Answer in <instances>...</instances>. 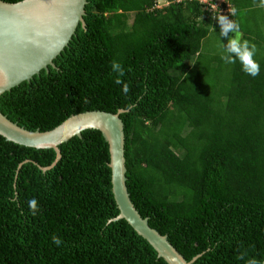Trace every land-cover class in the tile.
I'll return each mask as SVG.
<instances>
[{
  "label": "trees",
  "instance_id": "1",
  "mask_svg": "<svg viewBox=\"0 0 264 264\" xmlns=\"http://www.w3.org/2000/svg\"><path fill=\"white\" fill-rule=\"evenodd\" d=\"M156 2L85 0L83 26H75L53 67L1 93L0 114L42 132L75 113L123 110L124 186L138 216L185 262L195 257L189 264H259L264 4ZM219 15L239 23L241 38L256 46L258 76L221 59L235 34L221 36ZM114 60L124 69L127 95L115 83ZM57 150L58 159L41 171L53 161L51 149L0 137V264H165L123 220H112L117 211L100 134L83 130Z\"/></svg>",
  "mask_w": 264,
  "mask_h": 264
},
{
  "label": "water",
  "instance_id": "2",
  "mask_svg": "<svg viewBox=\"0 0 264 264\" xmlns=\"http://www.w3.org/2000/svg\"><path fill=\"white\" fill-rule=\"evenodd\" d=\"M85 0L0 1V94L27 81L47 66L66 46L81 16ZM123 110L110 114L83 111L67 116L49 130L28 131L9 122L0 114V137L5 141L33 149H51L58 159L57 145L83 130L97 131L106 144L109 189L117 211L112 220H123L165 264H189L167 243L164 236L149 228L145 218L133 209L124 186L122 126L117 117ZM264 264V259L259 263Z\"/></svg>",
  "mask_w": 264,
  "mask_h": 264
},
{
  "label": "clouds",
  "instance_id": "3",
  "mask_svg": "<svg viewBox=\"0 0 264 264\" xmlns=\"http://www.w3.org/2000/svg\"><path fill=\"white\" fill-rule=\"evenodd\" d=\"M264 4V0H261ZM236 9L231 10L230 15H235ZM219 27L221 36L228 37L229 33L235 34L227 40L226 46H224V54L221 56V59L228 64H235L239 61L242 71L251 77H256L260 74V64L255 59L256 56V46L251 44L247 40H243L242 33H240V25L234 20L229 18V15H219L216 18ZM111 69L113 72L118 74V78L115 80V83L122 85V92L127 95L129 92V85L126 82H123L119 77H123L125 72L122 65L118 61H113L111 63ZM28 207L30 212L35 215L39 211L38 201L33 198L28 201ZM52 242L59 247L62 244V240L57 237H52ZM248 264H258V261L255 259H250Z\"/></svg>",
  "mask_w": 264,
  "mask_h": 264
},
{
  "label": "rangeland",
  "instance_id": "4",
  "mask_svg": "<svg viewBox=\"0 0 264 264\" xmlns=\"http://www.w3.org/2000/svg\"><path fill=\"white\" fill-rule=\"evenodd\" d=\"M200 1L203 2L202 0H200ZM213 1H214V3L213 4H210V6H209L208 9H210V7L214 8L215 6H217L218 5L217 3H219L220 0H213ZM163 4H165L164 0H157V2H156V5L157 6H160V5H163ZM130 20H131V14H127L126 15V23L129 24ZM208 40L211 43V47H212L211 50H214L213 40L211 39V37H209Z\"/></svg>",
  "mask_w": 264,
  "mask_h": 264
},
{
  "label": "built area",
  "instance_id": "5",
  "mask_svg": "<svg viewBox=\"0 0 264 264\" xmlns=\"http://www.w3.org/2000/svg\"><path fill=\"white\" fill-rule=\"evenodd\" d=\"M203 2L205 1V0H202ZM207 1V0H206Z\"/></svg>",
  "mask_w": 264,
  "mask_h": 264
}]
</instances>
